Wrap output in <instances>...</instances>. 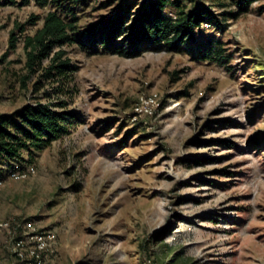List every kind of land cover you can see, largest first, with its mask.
<instances>
[{"label": "rangeland", "instance_id": "374dc122", "mask_svg": "<svg viewBox=\"0 0 264 264\" xmlns=\"http://www.w3.org/2000/svg\"><path fill=\"white\" fill-rule=\"evenodd\" d=\"M145 1L135 0V12ZM119 4L0 0V57L12 33L19 36L0 63V114L63 102L58 108L82 120L48 147L22 151L20 162L0 157V220L18 233L54 230L44 264H264V0L230 17L225 28L204 24L179 52L148 48L129 58L66 44L64 58L75 71L44 80L46 59L23 85L24 39L49 11L66 21L75 14L87 27ZM195 4L219 14L237 10L232 0L186 6ZM176 11L171 5L166 13ZM32 15L40 17L37 24L21 33L18 24ZM209 39L226 49L227 65L199 57ZM143 94L156 95L160 106L133 122ZM15 163L33 171L11 178ZM0 264H21L6 237Z\"/></svg>", "mask_w": 264, "mask_h": 264}, {"label": "trees", "instance_id": "16d2710c", "mask_svg": "<svg viewBox=\"0 0 264 264\" xmlns=\"http://www.w3.org/2000/svg\"><path fill=\"white\" fill-rule=\"evenodd\" d=\"M31 1L3 0V3L15 6ZM34 1L40 5L51 2L61 7L65 0ZM73 1L80 3L91 0ZM185 1L194 3L195 0H146L140 10L135 12V0H119L120 4L112 14L87 27L78 26L75 14H72V21H66L56 10L49 11L35 34L27 35L24 39L28 74L22 79L23 85L27 86L28 80L39 71L46 59H49V64L41 75L44 80L75 71L77 68L71 60L64 58L66 51L62 47L66 44L77 43L90 54L110 53L129 58L140 56L148 48L179 52L185 44L197 40V30L204 24L225 28L230 17L246 12L258 0H232L237 10L223 14L198 4L188 9ZM171 5L177 9L174 16L166 13ZM39 18L38 15H32L27 23L18 24L21 33L27 25L37 24ZM18 41L19 36L13 32L9 51L16 49ZM57 48L59 50L56 51ZM9 51L0 57V63L5 62ZM225 51L213 39L199 45L200 58L213 59L220 65H227L230 61V55L225 54ZM58 107H64V103L37 102L27 104L12 114H0V157L20 162L22 151L33 153L42 150L67 133L68 125L82 121L77 112Z\"/></svg>", "mask_w": 264, "mask_h": 264}, {"label": "built area", "instance_id": "2783aa9c", "mask_svg": "<svg viewBox=\"0 0 264 264\" xmlns=\"http://www.w3.org/2000/svg\"><path fill=\"white\" fill-rule=\"evenodd\" d=\"M206 25H208L206 23ZM160 106L159 98L154 94H143L136 102L131 120L137 122L153 117ZM33 171L31 167H23L15 163L9 170V177L25 179ZM18 227L6 220H0V247L6 237L11 244V251L21 264H44V258L53 252L56 242V233L51 229H40L30 226L22 233L17 232ZM21 234V235H16Z\"/></svg>", "mask_w": 264, "mask_h": 264}]
</instances>
